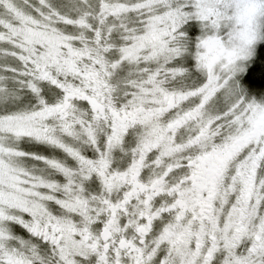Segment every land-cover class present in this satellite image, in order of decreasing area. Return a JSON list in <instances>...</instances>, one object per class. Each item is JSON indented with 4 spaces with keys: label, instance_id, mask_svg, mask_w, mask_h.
I'll list each match as a JSON object with an SVG mask.
<instances>
[{
    "label": "snow or ice",
    "instance_id": "obj_1",
    "mask_svg": "<svg viewBox=\"0 0 264 264\" xmlns=\"http://www.w3.org/2000/svg\"><path fill=\"white\" fill-rule=\"evenodd\" d=\"M0 264H264V0H0Z\"/></svg>",
    "mask_w": 264,
    "mask_h": 264
}]
</instances>
